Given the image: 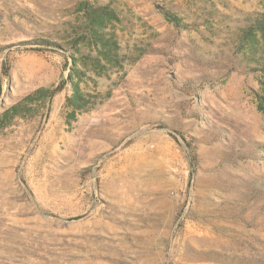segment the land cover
Masks as SVG:
<instances>
[{"label":"rangeland","instance_id":"374dc122","mask_svg":"<svg viewBox=\"0 0 264 264\" xmlns=\"http://www.w3.org/2000/svg\"><path fill=\"white\" fill-rule=\"evenodd\" d=\"M261 12L264 0H0V113L66 80L81 35L93 103L68 120L66 82L0 130V264H264V74L240 41Z\"/></svg>","mask_w":264,"mask_h":264},{"label":"trees","instance_id":"16d2710c","mask_svg":"<svg viewBox=\"0 0 264 264\" xmlns=\"http://www.w3.org/2000/svg\"><path fill=\"white\" fill-rule=\"evenodd\" d=\"M80 10H83L85 14H96L97 17L101 18L103 14L106 15V18L111 19L114 16L112 11H106L104 7H89L88 3H82V7ZM166 18L174 22L177 26H182L180 24V19L175 15H172L169 11H163ZM103 18V17H102ZM103 23V22H102ZM95 39L103 38L105 43H108L110 46H106V49H102V53L105 57L109 59H117V42L111 37H105L104 34H99L96 31L91 32ZM257 35L260 36V39L263 40L264 43V12L257 13L255 16L248 17L247 27L243 29L242 34L240 36L241 45L247 46L249 48L250 54L253 58V61L256 63L257 69L261 70L264 74V51L256 54V46L255 43L257 41ZM85 36L81 35L79 37H75L73 41H71V47L73 52L70 53V56L73 57L71 72L69 73L66 80H63L58 85H50V86H38L32 91L28 92L24 96H22L19 100L13 102L9 106H7L0 113V130L5 126L11 123L13 118L15 117H27L33 113L34 108L36 106H46L52 96L61 90L66 82L70 85V94L65 97V105L70 109L68 113V120L73 119L77 112H85L91 109L93 103L91 101L90 94L84 92L80 86L79 81L83 79L85 75V71L77 67L76 58L74 53H80L79 43L84 41ZM37 41H41L40 43H44L51 46H61L59 43L55 41H51L48 39H37ZM258 42V41H257ZM2 73L8 75L7 68H2ZM258 96V110L264 114V94L257 95Z\"/></svg>","mask_w":264,"mask_h":264}]
</instances>
